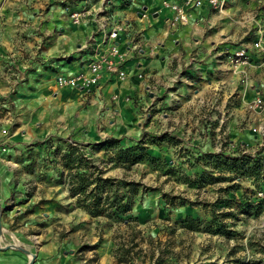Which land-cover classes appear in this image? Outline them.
<instances>
[{
  "label": "crops",
  "instance_id": "crops-1",
  "mask_svg": "<svg viewBox=\"0 0 264 264\" xmlns=\"http://www.w3.org/2000/svg\"><path fill=\"white\" fill-rule=\"evenodd\" d=\"M85 8L89 16L74 23L70 13ZM188 12L186 23L170 25L173 12L161 0H0V264H90L93 251L97 264L113 261L105 242L82 247L90 239L83 227L56 225L83 210L71 206L54 175L33 172L42 164L25 163L27 154L50 151L31 145L37 138L70 134L87 144L99 131L181 113L184 122L199 123L203 104L214 108L215 121L207 132L188 127L203 131L201 149H215L218 117L231 124L229 149L259 148L262 116L246 103L264 96V64L251 53L242 74L226 55L241 44L250 52L255 28H264V0H228L223 13L206 4ZM104 20L105 31L124 24L113 41L128 52L126 78L103 73L89 87H58V75L73 74L110 42L98 27Z\"/></svg>",
  "mask_w": 264,
  "mask_h": 264
},
{
  "label": "rangeland",
  "instance_id": "rangeland-1",
  "mask_svg": "<svg viewBox=\"0 0 264 264\" xmlns=\"http://www.w3.org/2000/svg\"><path fill=\"white\" fill-rule=\"evenodd\" d=\"M213 110L201 104V121L191 124L207 132ZM180 115L99 131L87 144L70 134L37 138L31 145L50 151L27 154L25 163L42 164L33 172L54 175L84 211L56 225L83 227L87 249L105 242L111 264H264V200L256 195L264 179L232 160L252 150L229 149L231 124L218 117L220 137L204 151L203 131Z\"/></svg>",
  "mask_w": 264,
  "mask_h": 264
},
{
  "label": "built area",
  "instance_id": "built-area-1",
  "mask_svg": "<svg viewBox=\"0 0 264 264\" xmlns=\"http://www.w3.org/2000/svg\"><path fill=\"white\" fill-rule=\"evenodd\" d=\"M162 5L169 7L172 10V15L168 18L170 25H174L178 22L186 23L189 19V9L201 7L203 5L209 6L217 13H223L226 9L228 0H181L169 1L161 0ZM90 9L85 8L81 10H75L70 13L72 21L79 23L89 16ZM105 20L99 23L98 27L103 31V41L110 40L105 48L97 50L89 59L83 60L78 70L71 75H58L55 79L58 87L73 86V87H89L98 83L99 78L103 73L113 75L119 80H123L127 76V72L124 69V64L128 58V52L125 49L119 47L113 40L117 37L118 33L123 29L124 24L122 22L115 21L112 27L105 31ZM105 31V32H104ZM251 53H255L258 56V61L264 64V28L256 27L254 39L251 42V49L244 44L237 45L230 50L226 57L228 62L232 65L234 70L244 73L243 66L251 65ZM139 76L142 74L139 73ZM246 108L255 113L261 115L262 120L259 124L258 131L261 135L259 142V148L251 153L254 156L259 151L264 153V96L257 95L251 100L247 101ZM4 131V130H3ZM264 187H260L256 190V195L259 198H264Z\"/></svg>",
  "mask_w": 264,
  "mask_h": 264
},
{
  "label": "trees",
  "instance_id": "trees-1",
  "mask_svg": "<svg viewBox=\"0 0 264 264\" xmlns=\"http://www.w3.org/2000/svg\"><path fill=\"white\" fill-rule=\"evenodd\" d=\"M232 160L236 161V164L238 165L239 162L245 163L247 166H252V173L254 176H261L262 179H264V153H261L260 151L255 154L254 156L244 154L236 157H232ZM243 166V164H242ZM261 187H264V183H262ZM260 188V187H259ZM264 189V188H262ZM264 200V198H261Z\"/></svg>",
  "mask_w": 264,
  "mask_h": 264
}]
</instances>
